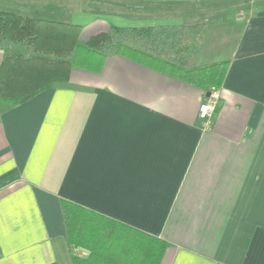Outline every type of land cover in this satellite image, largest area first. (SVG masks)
<instances>
[{
	"label": "crops",
	"instance_id": "obj_1",
	"mask_svg": "<svg viewBox=\"0 0 264 264\" xmlns=\"http://www.w3.org/2000/svg\"><path fill=\"white\" fill-rule=\"evenodd\" d=\"M0 11L58 24L53 43L0 49V264L89 255L68 245L62 199L165 241L161 264H264V0H0ZM113 28L147 30L129 43L188 70L215 66L221 86L80 50Z\"/></svg>",
	"mask_w": 264,
	"mask_h": 264
},
{
	"label": "trees",
	"instance_id": "obj_2",
	"mask_svg": "<svg viewBox=\"0 0 264 264\" xmlns=\"http://www.w3.org/2000/svg\"><path fill=\"white\" fill-rule=\"evenodd\" d=\"M55 25L58 24L0 11V49L23 55L25 54V45L28 47L33 45L38 48L44 42L53 43L52 40H55L56 32H58L55 30ZM192 27L200 28L199 25ZM144 31L147 32V30L139 29L113 28L114 33L97 35L86 44L79 43L78 46L80 50L85 49L91 52H103L108 49L124 50L133 57L162 71L171 72L173 76L198 87L207 89L221 86L223 79L217 74L215 75V66L188 70L169 60L152 56L129 43L127 38L130 35L140 34ZM59 37L65 38V33L63 32V35ZM62 62L71 63L66 60ZM62 206L70 249L83 248L89 251L86 258L73 256V264H161L168 248V243L165 241L152 238L140 240L135 233L132 235L125 233L117 223L105 221L102 214L70 200L62 199Z\"/></svg>",
	"mask_w": 264,
	"mask_h": 264
},
{
	"label": "built area",
	"instance_id": "obj_3",
	"mask_svg": "<svg viewBox=\"0 0 264 264\" xmlns=\"http://www.w3.org/2000/svg\"><path fill=\"white\" fill-rule=\"evenodd\" d=\"M221 98V93L219 90H213L210 97L201 104L199 109V116L207 124L210 123L211 118L217 111L219 101Z\"/></svg>",
	"mask_w": 264,
	"mask_h": 264
},
{
	"label": "rangeland",
	"instance_id": "obj_4",
	"mask_svg": "<svg viewBox=\"0 0 264 264\" xmlns=\"http://www.w3.org/2000/svg\"><path fill=\"white\" fill-rule=\"evenodd\" d=\"M13 1H17V0H13Z\"/></svg>",
	"mask_w": 264,
	"mask_h": 264
}]
</instances>
